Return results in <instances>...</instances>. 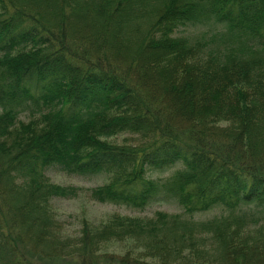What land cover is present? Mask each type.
<instances>
[{"label":"trees","instance_id":"16d2710c","mask_svg":"<svg viewBox=\"0 0 264 264\" xmlns=\"http://www.w3.org/2000/svg\"><path fill=\"white\" fill-rule=\"evenodd\" d=\"M50 169L179 212L63 237ZM38 259L264 264V0H0V264Z\"/></svg>","mask_w":264,"mask_h":264},{"label":"rangeland","instance_id":"374dc122","mask_svg":"<svg viewBox=\"0 0 264 264\" xmlns=\"http://www.w3.org/2000/svg\"><path fill=\"white\" fill-rule=\"evenodd\" d=\"M28 122L27 118H23ZM113 143H132L134 140L129 135H118L109 139ZM183 165H178L170 170L168 173L162 175L159 180L165 181L172 178L177 171H182ZM47 176L55 184L73 187L77 189V195L72 199H56L53 202L56 217L60 221L61 234L63 237H76L79 236L83 227V222L86 220L94 225H99L105 222L110 216L114 214L128 216L133 218L138 217H153L157 211H166L169 213H178L176 207H153L146 212H137L129 210L125 207H116L109 204H101L92 198V190L98 186H102L111 181L107 175L93 177L92 179H83L74 176H68L64 173L50 169ZM156 177V176H155ZM211 215L203 217H196L197 219H208ZM132 247L130 241L123 243H111L102 253H111L116 255H123ZM66 260H47L38 259L37 264H66ZM71 264H77L75 262Z\"/></svg>","mask_w":264,"mask_h":264}]
</instances>
